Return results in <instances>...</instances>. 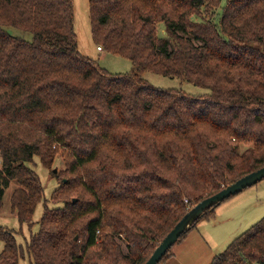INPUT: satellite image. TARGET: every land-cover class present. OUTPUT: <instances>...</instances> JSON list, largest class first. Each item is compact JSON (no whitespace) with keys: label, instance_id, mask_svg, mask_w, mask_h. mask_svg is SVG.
<instances>
[{"label":"trees","instance_id":"16d2710c","mask_svg":"<svg viewBox=\"0 0 264 264\" xmlns=\"http://www.w3.org/2000/svg\"><path fill=\"white\" fill-rule=\"evenodd\" d=\"M89 17L130 73L78 51L73 0H0V211L14 183L11 212L33 227L36 158L63 204L25 246L0 225V264H145L197 204L264 167V0H89ZM146 72L211 93L156 89ZM211 264H264V218Z\"/></svg>","mask_w":264,"mask_h":264},{"label":"rangeland","instance_id":"374dc122","mask_svg":"<svg viewBox=\"0 0 264 264\" xmlns=\"http://www.w3.org/2000/svg\"><path fill=\"white\" fill-rule=\"evenodd\" d=\"M73 4L74 31L77 36L78 51L83 56L98 62L102 68L111 74L130 73L134 69V65L130 60L110 54L105 50L100 51L99 46L94 42L89 17V0H73ZM8 32L13 36H23L26 40L32 38L30 34L20 32L14 28H8ZM180 34L191 38L196 45L202 44L194 40L190 34L181 31ZM160 35L162 36V29H160ZM143 77L156 89L181 90L196 98H204L211 93L209 90L182 82L179 79L164 77L152 72H146ZM243 149L244 147L241 150ZM30 167L39 175L44 187V200L36 209L33 227L22 226L16 215L11 212L10 198L16 186L14 183L5 191L4 205L0 211V225L12 231L18 243L22 246H25L32 234L39 231L38 222L43 217L46 207L50 210L63 207V204L50 202L52 193L60 185L58 179L53 177L52 173L41 164L38 158L35 159V165H30ZM53 170H56L57 173L64 170L62 158L57 160ZM229 202L234 207H226ZM220 208V212L226 210L223 215L215 221L198 222L185 239L171 248V253L175 255L179 264H211L215 256L222 254L235 239L261 221L264 218V181L226 201ZM229 209L233 210L229 211ZM21 229H23L22 232ZM118 241L122 245L124 253L128 254L127 243L124 239L119 237ZM3 248L4 244L0 242V253Z\"/></svg>","mask_w":264,"mask_h":264},{"label":"water","instance_id":"95a60500","mask_svg":"<svg viewBox=\"0 0 264 264\" xmlns=\"http://www.w3.org/2000/svg\"><path fill=\"white\" fill-rule=\"evenodd\" d=\"M55 173H57L56 170ZM262 181H264V167L239 179L237 182L224 188L214 196H211L197 204L169 232L145 264H159L163 258L166 257L169 250L179 241L180 237L192 228V226L204 215L206 210L215 205H221L231 197L237 196L246 189L257 185Z\"/></svg>","mask_w":264,"mask_h":264},{"label":"crops","instance_id":"0c3cea01","mask_svg":"<svg viewBox=\"0 0 264 264\" xmlns=\"http://www.w3.org/2000/svg\"><path fill=\"white\" fill-rule=\"evenodd\" d=\"M230 203L231 202H229L228 204H226L227 205L226 207H228V206L234 207V205L233 204H230ZM221 206H222V204H221ZM219 208L216 210V216H215V218L212 219V220H210V221H215L219 216L223 215V213L226 211V210H224L223 212H220L221 211L220 210L221 208L220 209ZM232 210L233 209H229V211H232ZM210 221H205V222H210ZM162 263L163 264H176V263L179 264V261L176 259L175 255L171 253V255H169V257L167 259H165Z\"/></svg>","mask_w":264,"mask_h":264},{"label":"built area","instance_id":"2783aa9c","mask_svg":"<svg viewBox=\"0 0 264 264\" xmlns=\"http://www.w3.org/2000/svg\"><path fill=\"white\" fill-rule=\"evenodd\" d=\"M99 50L101 51V50H102V48H100V47H99Z\"/></svg>","mask_w":264,"mask_h":264}]
</instances>
